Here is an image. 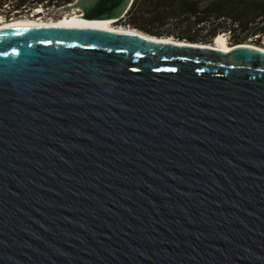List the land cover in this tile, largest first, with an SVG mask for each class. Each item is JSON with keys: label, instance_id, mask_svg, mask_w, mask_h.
Here are the masks:
<instances>
[{"label": "water", "instance_id": "obj_1", "mask_svg": "<svg viewBox=\"0 0 264 264\" xmlns=\"http://www.w3.org/2000/svg\"><path fill=\"white\" fill-rule=\"evenodd\" d=\"M134 29L0 28V264H264V49Z\"/></svg>", "mask_w": 264, "mask_h": 264}, {"label": "trees", "instance_id": "obj_2", "mask_svg": "<svg viewBox=\"0 0 264 264\" xmlns=\"http://www.w3.org/2000/svg\"><path fill=\"white\" fill-rule=\"evenodd\" d=\"M74 0H0V16L9 19L42 7L54 10ZM124 25L156 36L211 42L228 32L231 43L264 33V0H133L120 19Z\"/></svg>", "mask_w": 264, "mask_h": 264}, {"label": "bare ground", "instance_id": "obj_3", "mask_svg": "<svg viewBox=\"0 0 264 264\" xmlns=\"http://www.w3.org/2000/svg\"><path fill=\"white\" fill-rule=\"evenodd\" d=\"M61 19L58 20H51V21H44L37 18H14L10 20H2L0 18V28L9 25V24H26V25H45V24H59V25H92L97 27H103L106 29L111 30H118V31H124V30H130V31H136L134 28L129 27H113L111 22L115 21V19H84L81 18L78 14V11L74 12H66V14H63ZM247 45H252L245 43ZM211 45L216 46L221 49H228V44L226 41V37L224 34H217ZM254 46V45H252ZM257 47V46H256ZM260 48V47H259ZM264 49V48H261Z\"/></svg>", "mask_w": 264, "mask_h": 264}, {"label": "rangeland", "instance_id": "obj_4", "mask_svg": "<svg viewBox=\"0 0 264 264\" xmlns=\"http://www.w3.org/2000/svg\"><path fill=\"white\" fill-rule=\"evenodd\" d=\"M63 14H66V13L65 12L64 13L63 12H57L56 9L47 10V9H43L42 7H37V8L30 10L27 13H23L20 16L11 17V19H14V18H37V19L44 20V21L48 22L51 20H58L59 18L61 19L62 17H60V16H62ZM0 18L2 20H10V18L5 19L3 16H0ZM111 24L115 28L121 27V26L122 27H129L127 25H124L122 22H120V20L113 21V22H111ZM131 28H133V27H131ZM221 34L225 35L227 44H231L230 37L228 36V32H226V33L222 32ZM243 43H248V44H252L254 46L260 47V48H264V33L262 34V36L260 38H256V35L246 37L243 40Z\"/></svg>", "mask_w": 264, "mask_h": 264}]
</instances>
